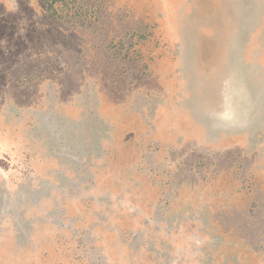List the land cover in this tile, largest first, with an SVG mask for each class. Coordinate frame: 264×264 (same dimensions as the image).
I'll list each match as a JSON object with an SVG mask.
<instances>
[{"label": "rangeland", "instance_id": "374dc122", "mask_svg": "<svg viewBox=\"0 0 264 264\" xmlns=\"http://www.w3.org/2000/svg\"><path fill=\"white\" fill-rule=\"evenodd\" d=\"M255 79L264 0H0V264H264Z\"/></svg>", "mask_w": 264, "mask_h": 264}, {"label": "bare ground", "instance_id": "6f19581e", "mask_svg": "<svg viewBox=\"0 0 264 264\" xmlns=\"http://www.w3.org/2000/svg\"><path fill=\"white\" fill-rule=\"evenodd\" d=\"M232 21L234 23H236V17H235V19H232ZM230 54H232V56L234 57V60H235L236 59V41L233 44L232 48L230 49ZM234 60L233 61L231 60L230 64L226 65L224 62L223 54L221 52L219 53V64H220L219 70L221 72L220 80L225 81V84L229 87V89H234L233 90L234 93H231L229 99H227V101L225 103L226 110L223 111V117H221L217 121L212 120L210 122V124L207 125L209 127L208 131H209L210 135H214V134L216 135L221 130H225V128H227L226 127L227 123H229L230 121L236 120V116H234V109H236V106L242 107L244 105V100L242 98L243 93L241 94L242 87H239V85H238V82L241 83L243 76H242L240 71H236V60L235 61ZM226 66H228L227 67L228 69L229 68L231 69L230 73H228V74L225 73V67ZM189 68L192 69V71H194V72H201V66L199 65V63L197 61V57L191 58V60L189 61ZM244 83H245V81H244ZM254 84L255 85L257 84V85L256 86H254V85L250 86L249 85V87L243 88V91L245 92V94H246V92H248L250 94L251 97L248 96L249 99L248 98L247 99L250 100L249 103H251V106L256 107L258 110L260 108V106L263 104L261 101V94H262L261 91L264 90V80L259 79L258 81H256V79H255ZM211 92H213V91H211ZM211 92H209V93H211ZM201 99H202L201 97H195L194 98V101H195V104L193 105L194 115L196 114L198 117H200V119L201 118H208L213 114L209 113L207 107H205L199 103V101ZM248 104H246V105H248ZM255 119L259 120L260 118H255ZM226 121H227V123H226ZM234 124L236 126V121ZM232 125H233V122L231 124H229L228 126H232ZM215 141H217V140H215Z\"/></svg>", "mask_w": 264, "mask_h": 264}]
</instances>
